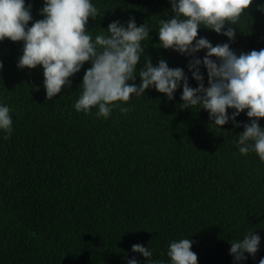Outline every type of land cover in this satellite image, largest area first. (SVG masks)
Listing matches in <instances>:
<instances>
[{"label":"trees","instance_id":"obj_1","mask_svg":"<svg viewBox=\"0 0 264 264\" xmlns=\"http://www.w3.org/2000/svg\"><path fill=\"white\" fill-rule=\"evenodd\" d=\"M93 39L108 25L130 18L146 24L149 38L137 65L164 59L198 87L192 57L159 47V21L174 14L169 0H91ZM32 21L43 19L44 0H25ZM264 0L253 4L234 27L235 38L201 28L213 46L228 43L237 54L264 49ZM23 42H0V105L10 108L12 134L0 131V264H138L163 261L174 240L189 238L198 264H259L264 258V163L255 152L241 155L231 120L221 129L203 109H181L182 86L169 100L155 88L133 95L107 119L77 112L85 71L47 100L43 69L17 67ZM206 50L195 54L203 59ZM215 61L216 58L213 57ZM208 86L207 70L199 69ZM234 110L229 109V116ZM236 122L251 123L246 112ZM264 128V119L259 121ZM248 232L260 237L259 251L235 261L231 242ZM142 245L150 258L132 251Z\"/></svg>","mask_w":264,"mask_h":264},{"label":"clouds","instance_id":"obj_2","mask_svg":"<svg viewBox=\"0 0 264 264\" xmlns=\"http://www.w3.org/2000/svg\"><path fill=\"white\" fill-rule=\"evenodd\" d=\"M171 18L159 21V47L171 49L181 55L192 57L188 68L198 87L189 86L188 78L181 68H169L161 59L153 66L149 58L143 69L138 71L140 83H129L137 78V65L145 48L142 42L149 38L146 24L137 26L134 18L127 25L119 21L108 25L107 35L98 34L93 39L87 30L89 19H96L99 9L91 0H44L40 11L43 19L32 21L31 5L25 0H0V42H23V54L17 67L20 69H43L44 89L47 100H52L62 89L71 86V77L90 62L83 76L82 92L75 102V110L89 114L97 108V117L107 119L114 108L122 113L129 111L124 104L133 95H145L146 90L155 88L170 101L182 86L181 109L199 108L209 113V120L221 129L229 121L236 128L243 127L238 135L241 155L255 152L264 163V128L259 121L264 119V49L252 50L237 55L228 43L215 46L207 38H199L201 28L222 34L230 41L235 38L234 27L253 4V0H169ZM264 8V6H262ZM206 50L203 59L195 57ZM213 57L216 60H213ZM207 70L208 86L205 87L199 69ZM3 63L0 61V71ZM234 110L229 116L228 110ZM10 108L0 105V131L12 134L13 120ZM246 112L251 123L236 122ZM260 237L248 232L241 239L231 242L230 255L239 262L259 251ZM189 238L170 243L167 256L171 264H198V256L192 250ZM132 251L146 258L151 250L142 245H133ZM128 264H138L135 258ZM151 264H163L153 261ZM259 264H264L262 258Z\"/></svg>","mask_w":264,"mask_h":264}]
</instances>
